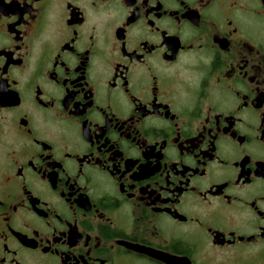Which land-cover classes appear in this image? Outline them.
Returning a JSON list of instances; mask_svg holds the SVG:
<instances>
[{
	"label": "flooded vegetation",
	"instance_id": "obj_1",
	"mask_svg": "<svg viewBox=\"0 0 264 264\" xmlns=\"http://www.w3.org/2000/svg\"><path fill=\"white\" fill-rule=\"evenodd\" d=\"M0 264H264V0H0Z\"/></svg>",
	"mask_w": 264,
	"mask_h": 264
}]
</instances>
